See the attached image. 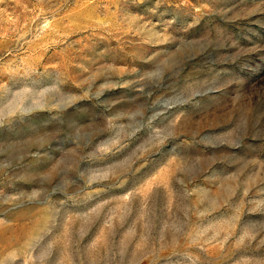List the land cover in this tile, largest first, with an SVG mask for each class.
Returning <instances> with one entry per match:
<instances>
[{
	"label": "rangeland",
	"instance_id": "374dc122",
	"mask_svg": "<svg viewBox=\"0 0 264 264\" xmlns=\"http://www.w3.org/2000/svg\"><path fill=\"white\" fill-rule=\"evenodd\" d=\"M0 264H264V0H0Z\"/></svg>",
	"mask_w": 264,
	"mask_h": 264
}]
</instances>
